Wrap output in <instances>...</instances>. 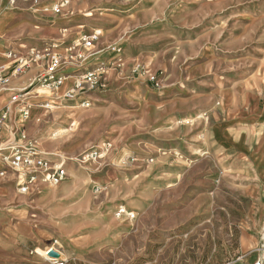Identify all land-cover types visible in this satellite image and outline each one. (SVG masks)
Listing matches in <instances>:
<instances>
[{
    "label": "rangeland",
    "instance_id": "obj_1",
    "mask_svg": "<svg viewBox=\"0 0 264 264\" xmlns=\"http://www.w3.org/2000/svg\"><path fill=\"white\" fill-rule=\"evenodd\" d=\"M56 1L7 0V11L16 19L17 7L47 2L53 19ZM70 1L84 26L55 51L97 32L90 51H107L96 67L105 85L65 96L94 69L82 65L65 94L34 105L36 140L54 145L67 177L29 195L12 185L16 202L0 200V264L264 260V0ZM14 25L0 23L11 49L29 43ZM34 40L14 51L39 49Z\"/></svg>",
    "mask_w": 264,
    "mask_h": 264
},
{
    "label": "built area",
    "instance_id": "obj_2",
    "mask_svg": "<svg viewBox=\"0 0 264 264\" xmlns=\"http://www.w3.org/2000/svg\"><path fill=\"white\" fill-rule=\"evenodd\" d=\"M12 3L15 0H11ZM37 2V0H35ZM70 4V0H58L52 7L54 14H59L63 8ZM99 34L92 32L84 34L80 38V42L70 48L67 56L54 51L52 48L31 49L30 53L24 56L17 55L12 50H6L4 55L12 60L11 67L8 70L0 71V85L10 83L12 75L22 74L26 69L38 67L39 73L35 78L38 86L45 87L49 90H55L67 84L68 79L74 77L71 73L63 72V65L67 62H81L85 59L87 53L93 48ZM105 85V77L101 72V68L86 69L79 80L74 83L73 89L69 90L65 96L76 97L79 93H87ZM11 92L10 102L16 103L20 101V96L25 93L17 86H9ZM77 92V93H76ZM91 105L90 100H82L81 106L87 108ZM45 109H50L51 105L47 102L42 105ZM33 105L26 103L19 106L18 114L25 120L31 117ZM11 108L9 106L0 107V132L10 131ZM40 121V119H38ZM11 153L5 156L8 167L15 173V184L20 194H28L32 188L39 182L46 185H59L67 177V172L62 162L51 165L42 148L37 141L30 137L24 131L19 130V136L10 145ZM99 156L97 152H91L85 158L93 159ZM134 158L128 157L124 163L130 164ZM5 172H1L4 174ZM126 213L125 208L118 209L117 216L121 217ZM58 241L56 240L55 243ZM54 264H64L61 258L53 259ZM253 264H264V260L257 259Z\"/></svg>",
    "mask_w": 264,
    "mask_h": 264
},
{
    "label": "crops",
    "instance_id": "obj_3",
    "mask_svg": "<svg viewBox=\"0 0 264 264\" xmlns=\"http://www.w3.org/2000/svg\"><path fill=\"white\" fill-rule=\"evenodd\" d=\"M1 1L2 0H0V3ZM46 3L47 2L41 5L39 4V6L36 7L35 6L30 7L28 9H22L17 7V18H16L17 21L14 22L15 25L12 29L14 30L21 29L20 31H24L28 33L27 36L28 37L27 39H29L28 44L31 45V41H33L34 39L36 40V42H33V47H37L39 49L52 48L54 51L56 49L64 51L67 49V46L73 41H75L78 35L81 34L82 32L81 27H83L84 25L79 24L80 17L77 16L78 13L76 12V10L69 9L71 7V1L69 5H67L65 8L61 10V12L58 14L59 16L53 19L43 18L42 15L46 11L44 10L46 8L45 6L48 5ZM28 44L19 43L17 44L16 47H14V49L20 52H24L29 48ZM6 45H7L6 40L3 41V37L0 36V71L8 70L13 62L4 55V52L5 49L12 51H14V49L7 48ZM14 52L20 56L27 55V54L17 53L16 51ZM87 54L89 55V59L85 62L84 61L81 62V65L78 64L77 62L65 63L62 69L63 72L71 73L73 75L79 74L82 65H84L85 67L93 66L92 68L95 69L96 67H100L101 64H105L108 61L106 55L107 51L103 49L100 50L96 48L95 50L89 51ZM124 56L125 55L122 54L121 56L120 54L118 56V59L122 61L124 59ZM39 71H40L39 68L36 66L26 69L25 72L22 74L12 75L10 83L7 85V87L5 85H0V107L9 106L11 108L10 131L0 132V200L5 205H12L13 203L16 202L17 195L13 191L12 185L15 187L16 192L19 195H23L18 192L17 186L15 184V173L7 166L8 162L7 160H5V156L10 155L11 153L10 145L19 136V130L21 129L26 131L30 135V137L34 138L35 140L36 138L40 139L39 138L40 135L36 137V134L33 131V130H40L39 126H35L34 122L32 123L31 117L27 120L23 119L18 114L19 106L28 103V104H32L33 108H35L34 105L36 104L37 101L40 102L41 100L44 101H48L51 99L54 100L55 98L61 97L62 94H65L63 92L65 91L66 85H64L61 88L52 90L54 95L46 94L43 97H41V99L38 98L37 90L40 86H38L35 83V78L39 73ZM9 86H17L21 90L25 89L24 90L25 93H23L20 96L19 102L16 103L10 102L11 92L8 90ZM94 93L95 92L88 95L87 97L90 98L91 100L93 99L100 100L101 98H99V96ZM82 99H83L82 96H80V100ZM51 112L52 111L49 110V113ZM38 145L42 148L48 162L51 165L58 163L63 159V156L61 154H57L54 152L55 148L52 143L46 142L41 145L38 143ZM44 148L48 149V151L44 150ZM1 172H5V173L1 174ZM43 185L46 184L39 182L32 188L30 193L24 195H29L33 193V191H37L38 189H41ZM1 215L2 214L0 212V216Z\"/></svg>",
    "mask_w": 264,
    "mask_h": 264
},
{
    "label": "bare ground",
    "instance_id": "obj_4",
    "mask_svg": "<svg viewBox=\"0 0 264 264\" xmlns=\"http://www.w3.org/2000/svg\"><path fill=\"white\" fill-rule=\"evenodd\" d=\"M16 21L17 20L14 17H12L10 15V13H8V11H7V0H2L1 3H0V23L3 26H5V24H7V23H14ZM87 57H88V54H87ZM63 132H65V131L64 130H60V131L56 132L54 134V136H58V134H62ZM50 250H52V249L50 248L49 250H46V252H45L46 257H49Z\"/></svg>",
    "mask_w": 264,
    "mask_h": 264
},
{
    "label": "water",
    "instance_id": "obj_5",
    "mask_svg": "<svg viewBox=\"0 0 264 264\" xmlns=\"http://www.w3.org/2000/svg\"><path fill=\"white\" fill-rule=\"evenodd\" d=\"M50 255L54 256V257H58L59 253L57 251H55V250H50Z\"/></svg>",
    "mask_w": 264,
    "mask_h": 264
}]
</instances>
